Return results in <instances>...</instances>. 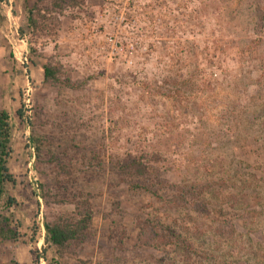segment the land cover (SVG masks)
Masks as SVG:
<instances>
[{
	"label": "rangeland",
	"instance_id": "rangeland-1",
	"mask_svg": "<svg viewBox=\"0 0 264 264\" xmlns=\"http://www.w3.org/2000/svg\"><path fill=\"white\" fill-rule=\"evenodd\" d=\"M38 1L0 0V110L13 122L6 189L16 201L0 218L19 234L0 244V264H264V0L45 4L47 29L33 34L27 16ZM51 58L69 85L44 84ZM38 134L54 154L77 146L100 167L77 183L92 195V238L64 262L45 240V217L74 207L40 195L52 168L36 159ZM143 152L163 157L169 184L208 186L210 215L124 183L118 161ZM141 222L183 233L199 254L141 243Z\"/></svg>",
	"mask_w": 264,
	"mask_h": 264
},
{
	"label": "trees",
	"instance_id": "trees-1",
	"mask_svg": "<svg viewBox=\"0 0 264 264\" xmlns=\"http://www.w3.org/2000/svg\"><path fill=\"white\" fill-rule=\"evenodd\" d=\"M86 1L39 0L29 10L27 16L28 27L33 30V34H36L38 30L47 29L46 17L42 15V8L45 4H50V8H46V10L62 12L66 8H80ZM43 70L45 85H69V80H64L65 68L60 61L51 58L44 65ZM41 115L40 112L36 113L38 118H41ZM19 116L23 117L22 112H19ZM12 137L13 122L11 114L7 110H0V212L10 210L16 203L9 196L6 189L8 183L14 182L8 168L12 154ZM32 141L35 146L37 161L52 168L51 180L39 186L40 195L45 205L49 206L56 203L60 206L72 205L74 207L72 214H62V216L54 217L52 220L48 216L45 217V240L55 250L58 261L64 262L70 257L75 248L85 245L92 238L94 221L92 195L85 192L83 188H78L77 183L81 179L88 178L89 170L99 172L100 167H98V163H93V159H90L89 155L83 153L77 146L74 148L76 150L75 154L72 156L66 154L62 158L54 154L53 141L49 136L44 134L33 135ZM162 161L164 159L159 154L143 152L130 161H118L117 169L121 173L124 183L130 184L134 191L150 195L154 200L174 206H190L195 212H205L210 215V205L208 206L206 200L208 186L178 187L169 184L161 177L159 166ZM83 164L85 165L84 168ZM99 165L101 166L100 162ZM224 223L222 225L224 233L234 231L232 223ZM138 227L141 231V243L145 245H173L177 248L180 246L187 254H199L196 246L182 237L184 236L183 233L168 230L162 233L158 226L152 225L151 222L138 223ZM18 238L19 234L17 229L12 226V220L6 215H2L0 218V244L15 242Z\"/></svg>",
	"mask_w": 264,
	"mask_h": 264
},
{
	"label": "built area",
	"instance_id": "built-area-1",
	"mask_svg": "<svg viewBox=\"0 0 264 264\" xmlns=\"http://www.w3.org/2000/svg\"><path fill=\"white\" fill-rule=\"evenodd\" d=\"M118 38L115 36L112 37H108V44L110 46H112V48L114 49V51H116L117 53L122 52L123 51V47L119 46L120 42L117 40Z\"/></svg>",
	"mask_w": 264,
	"mask_h": 264
}]
</instances>
